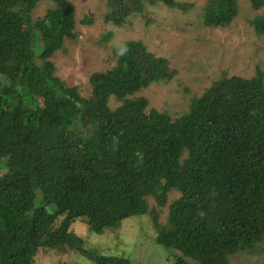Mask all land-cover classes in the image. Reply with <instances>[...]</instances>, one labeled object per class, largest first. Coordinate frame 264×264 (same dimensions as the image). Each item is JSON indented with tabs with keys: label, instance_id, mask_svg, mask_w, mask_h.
Segmentation results:
<instances>
[{
	"label": "trees",
	"instance_id": "1",
	"mask_svg": "<svg viewBox=\"0 0 264 264\" xmlns=\"http://www.w3.org/2000/svg\"><path fill=\"white\" fill-rule=\"evenodd\" d=\"M44 0H0V264H33L42 250L90 264H132L85 247L72 229L101 235L148 219L174 264H231L264 240V72L222 77L179 119L138 94L176 76L141 41L90 77L92 96L56 77L51 59L75 41L74 0L34 17ZM106 20L124 26L146 6L187 12L176 0H107ZM259 10L264 0H253ZM203 23L226 28L237 0H207ZM91 23V22H90ZM250 24L264 34V15ZM114 99L120 105L113 109ZM166 222L158 223L168 196ZM154 199L158 211L150 208Z\"/></svg>",
	"mask_w": 264,
	"mask_h": 264
},
{
	"label": "rangeland",
	"instance_id": "2",
	"mask_svg": "<svg viewBox=\"0 0 264 264\" xmlns=\"http://www.w3.org/2000/svg\"><path fill=\"white\" fill-rule=\"evenodd\" d=\"M192 6L187 12L165 5L146 6L142 14L130 17L122 27L106 20L107 0H74L76 9L75 41L67 40L51 61L55 76L67 86L78 87L84 98L92 96L90 77L94 73L111 70L116 65L117 51L128 42L141 41L157 57L166 58L176 76L169 82L153 83L138 96L149 100V109L179 119L190 110L195 98L222 77L253 78L264 72V34H258L250 24L264 7L256 10L253 0H237L238 16L226 28H209L203 23L207 0H176ZM54 7L51 0L42 1L34 17H43ZM91 22V23H90ZM116 109L120 103L114 99ZM179 197L172 192L167 207L160 209L158 223L164 224L169 204ZM150 208L158 207L154 199ZM123 220L116 230L98 235L89 230L85 221L72 225L74 232L84 240L85 247L102 255H121L132 264H174L175 255L153 238L154 227L148 219ZM252 254L237 253L231 264H264V240ZM33 264H90L78 255H61L49 250L38 253Z\"/></svg>",
	"mask_w": 264,
	"mask_h": 264
}]
</instances>
